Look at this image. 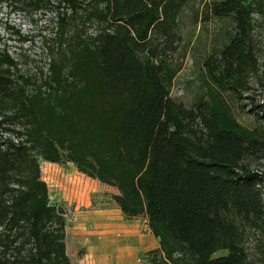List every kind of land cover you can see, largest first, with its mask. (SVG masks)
<instances>
[{
  "label": "trees",
  "instance_id": "1",
  "mask_svg": "<svg viewBox=\"0 0 264 264\" xmlns=\"http://www.w3.org/2000/svg\"><path fill=\"white\" fill-rule=\"evenodd\" d=\"M0 4L64 10L46 84L28 92L0 56V264H71L65 215L49 204L39 162L71 164L114 188L122 215L145 217L158 241L150 264H246L236 221L264 222L262 176L247 162L264 157V126L236 122L223 94L239 98L258 74L254 17H264V0ZM195 4L194 21L232 28L186 108L169 90L181 70L180 16ZM88 23L97 26L90 36ZM219 251L227 254L213 258Z\"/></svg>",
  "mask_w": 264,
  "mask_h": 264
},
{
  "label": "rangeland",
  "instance_id": "2",
  "mask_svg": "<svg viewBox=\"0 0 264 264\" xmlns=\"http://www.w3.org/2000/svg\"><path fill=\"white\" fill-rule=\"evenodd\" d=\"M221 1L223 0H212L215 3ZM200 7L197 4L188 6L180 16V46L175 59L181 63V70L169 90L170 98L186 108H190L202 93L204 60L219 52L228 41L232 28L228 22L213 19L208 22L194 21V11H199ZM62 12L64 10L50 9L47 5L35 8L27 4L16 7L0 4V56L5 54L15 62V68L11 69L13 76L18 84H25L28 92L47 82L48 64L51 60L49 47L56 33L59 13ZM254 22L253 38L258 74L252 76L249 90L239 98L223 94L231 116L249 130L264 126V109H259L264 106V17L255 16ZM96 28L94 23L86 24V35H92ZM247 162L251 169L261 173L264 195V157H251ZM39 168L41 180L47 186L49 204L64 212L66 253L71 264H97L95 253L80 243L81 229L90 231L93 219L105 213L112 214L132 228L140 240L138 245L128 250L120 242L116 245L117 251L128 252L125 257L127 264H150V252L158 248L151 247L150 241H158L150 233L145 217L127 219L122 215L111 199L116 193L114 188L85 177L71 164L39 162ZM236 224L243 235L246 264H264V222L252 224L238 219ZM144 246L146 247L141 252ZM136 252L138 254L134 259ZM226 254V251H219L212 257ZM85 255L86 259L81 261Z\"/></svg>",
  "mask_w": 264,
  "mask_h": 264
},
{
  "label": "bare ground",
  "instance_id": "3",
  "mask_svg": "<svg viewBox=\"0 0 264 264\" xmlns=\"http://www.w3.org/2000/svg\"><path fill=\"white\" fill-rule=\"evenodd\" d=\"M91 225L90 231L81 229L80 243L85 244L92 253H95L97 264H127L125 257L128 252H119L115 248L118 242L124 244L127 250L138 245L140 240L135 235L134 230L110 213L93 219ZM134 254L135 259L138 252ZM129 264L133 263L130 262Z\"/></svg>",
  "mask_w": 264,
  "mask_h": 264
},
{
  "label": "crops",
  "instance_id": "4",
  "mask_svg": "<svg viewBox=\"0 0 264 264\" xmlns=\"http://www.w3.org/2000/svg\"><path fill=\"white\" fill-rule=\"evenodd\" d=\"M151 242V247H158V242H153L152 240L150 241ZM146 246H144L142 249H141V252L144 250Z\"/></svg>",
  "mask_w": 264,
  "mask_h": 264
}]
</instances>
